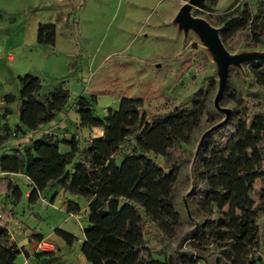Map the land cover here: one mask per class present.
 <instances>
[{
	"label": "rangeland",
	"instance_id": "obj_1",
	"mask_svg": "<svg viewBox=\"0 0 264 264\" xmlns=\"http://www.w3.org/2000/svg\"><path fill=\"white\" fill-rule=\"evenodd\" d=\"M185 1L0 0L2 52L7 51L15 60L19 57L16 73L37 77L42 92L63 81L62 87L68 90L63 112L80 96L92 99L93 114L99 118L105 116L106 111L115 106L116 99L122 96L141 99V110L147 121L174 109L190 108L192 102L201 106L198 125L192 130L188 142L174 144L164 157L151 156L166 171L171 165L178 164L172 204L179 215V224L173 228L172 236H164L145 223L143 235L151 258L158 261L170 259L172 264H180L176 251L191 249L188 236L201 221L188 200L199 146L224 124L234 123L242 111H246L248 120L256 114L264 118V88L253 82L248 69L251 63L264 59V28L258 44L253 43L247 28L222 43L229 63L223 90L216 97L220 66L215 52L197 32L191 28L183 29L175 20ZM243 5L253 16L264 14L263 0H203L191 7L188 15L204 20L219 36L222 25L217 23V17L239 10ZM38 23L55 25L53 48L35 44ZM8 36L11 42L3 48ZM21 42L24 54L19 56L20 52L12 50L10 45ZM10 70L9 63L3 61L0 66V98L5 93L18 98V84L14 79L16 88L12 86ZM42 92L37 95L40 101L45 96ZM232 95L238 103L230 100ZM74 109L73 105L70 118H74ZM72 122V128L63 129L66 135L61 138H73L79 147L87 144L90 133L79 131L77 123ZM8 123H12L11 115ZM3 134L1 130L2 146L8 142L1 144L7 138ZM134 134L127 138L120 154L130 150ZM260 147L264 155V132ZM59 151H63L62 144ZM2 153L0 150V156ZM15 181L22 192L25 182L21 178ZM4 183L0 182V189ZM259 186L260 182L255 181L251 194L256 205ZM52 192L53 187L46 186L40 198L50 203ZM64 197L77 204V212L67 213L60 209L63 201L60 193L50 205L41 203L40 198L28 203L21 196L15 202L11 196L0 195V228L6 224L19 244L22 241L25 244L31 232L47 237L53 250L43 252L46 257L41 264H88L78 243L82 238L81 230L86 226L85 199L68 193ZM262 208L257 216L259 226L264 220V206ZM55 229L72 236L71 244L67 245ZM21 259L18 254L16 262ZM196 264L204 263L198 259Z\"/></svg>",
	"mask_w": 264,
	"mask_h": 264
},
{
	"label": "trees",
	"instance_id": "obj_2",
	"mask_svg": "<svg viewBox=\"0 0 264 264\" xmlns=\"http://www.w3.org/2000/svg\"><path fill=\"white\" fill-rule=\"evenodd\" d=\"M217 23L222 25L219 38L223 44L245 28L253 43L258 44L264 14L253 16L243 5L217 17ZM54 38L52 23L37 24V45L52 47ZM248 69L253 82L264 88V59L251 63ZM16 80L19 107L17 124L12 129L18 134L50 123L66 104L68 92L61 83L40 101L37 77L25 74ZM91 100L76 98L75 113L80 126L100 128L99 137L80 147L73 138L30 139L20 151L13 149L11 155L0 156V172L24 174L31 186L28 203L38 199L52 182L66 193L85 199L86 226L81 230L79 250L88 264H172L170 259H152L143 235L145 223L164 236H172L179 224L172 204L178 164L166 171L151 156L164 157L174 144L188 142L202 108L192 102L190 108L174 109L147 121L141 110L143 101L122 96L116 107L99 119L93 114ZM230 100L238 103L233 95ZM12 101L13 96H3L4 103ZM3 131L8 137V128ZM263 132L262 115L248 120L246 111H242L234 123L224 124L199 146L188 200L201 221L188 236L191 249L176 251L180 264H196L198 259L204 264H264V220L260 226L257 220L264 206ZM132 133V147L120 154ZM59 144L67 146L68 151L60 152ZM257 180L260 186L256 205L251 194ZM3 181L0 191H9L18 201L20 190L7 178L0 179ZM66 211L77 212V204L67 201ZM7 238L4 224L0 242ZM30 238L41 240L38 234ZM72 240L70 235L64 237L67 245ZM21 252L23 249L13 243H0V264H16L15 258Z\"/></svg>",
	"mask_w": 264,
	"mask_h": 264
},
{
	"label": "crops",
	"instance_id": "obj_3",
	"mask_svg": "<svg viewBox=\"0 0 264 264\" xmlns=\"http://www.w3.org/2000/svg\"><path fill=\"white\" fill-rule=\"evenodd\" d=\"M47 8H49V7H47ZM54 31H55V25H54ZM34 40H35V38H34ZM4 41L5 42H4L3 48H5L6 46H8V44L11 42L9 36L8 37H5V40ZM54 41H55V38H54ZM22 44H23L22 42L21 43H18V44L12 43L10 45V48L12 50H15L17 53L20 52L21 54L19 53V56H22L24 54V52H23L24 51L23 50L24 49V46ZM38 46H41V45H38ZM53 46H54V44H53ZM53 46L51 48H53ZM18 59H19V57H18ZM18 59L15 60L10 53H7V51L3 53L2 52V49L0 48V66L2 65V62L3 61L9 63V66H10V69H11L10 72H9V74H10V79L12 80V86H14V88H16V85H15L14 81H16V83H17L16 78L19 76L18 73H16L17 68H15L16 66H19L20 65V61ZM61 82H63V81H61ZM53 86L54 85H52L47 91L42 92L41 91L42 85H41V82H40V90H39V92H42V93H45L46 94V93H48L51 90V88ZM67 92H68V90H67ZM7 94L13 96V101L11 103H8V104H6V103L3 102V96H5ZM80 97H82V96H80ZM117 102H118V98L116 99L115 106L113 108H111V109H114L116 107ZM0 103H1V107H0V109H1V113H0V131L3 130L4 128H8V129L14 128L15 125L17 124V112H18V107H19V100H18V98L15 97V95H12L11 93H5V94H3L1 96ZM73 105H74V103H73ZM73 105L70 108H68L67 110H65V112L62 111L63 108L60 111H58L56 113L54 119L50 123L45 124V125H39V126H37L33 130V132L26 139L12 140V139H9L7 137L6 140L3 141L1 144H3L4 142H7V141L8 142L5 143L4 146L0 145V148H1L0 150L3 151V153L1 155H4V154L5 155H11V151L13 149H16V150H19L20 151V149H21L22 146H26L28 144L27 143L28 140H30V139H33L34 140V139H38V138L43 137V135H41L43 131H49V133L51 134V136L53 135L55 137H59L60 139H62L61 137L66 135L65 133L63 134V132H62L63 129H65V128H72L71 127L72 125L70 124V121H73L72 123H77V125L79 127L78 128L79 131H82L83 133L84 132L90 133L91 138L88 139V141H90L91 139H94V138L99 137L101 135V129L100 128H93V127H90L89 128V127H85V126H80L78 124L77 115L75 113V110L76 109H74V113H73L74 118H70L69 114L72 111ZM12 106H13V109L11 108ZM10 115H11V118H12V123H8V120H9V116ZM95 117H97V116H95ZM97 118H99V117H97ZM101 118H99V119H101ZM54 139H57V138H54ZM59 145H58V148H59ZM6 146H8V147H6ZM66 151H68V148H67V146L63 145V151L62 152H66ZM6 178L8 180H10L12 186L17 187L18 189H19V185H18V183L15 180L18 179V178H21V180H23L25 182V185H26L25 189L22 192L20 191L21 197H24V198L27 199V196H28V193H29V191L31 189V186H30V183L28 182V180L26 179V177L24 176V174L22 172H19V173H16V174H8L7 175L5 173H1L0 172V179H6ZM47 186H52L53 187L52 196H51V199H50L49 202L51 203L54 200L55 196H57L60 193L61 194V197H62V200H63L62 203H61L60 209H62L65 212H67L66 211V203H67V201H71V200L66 199L64 197V195H66L67 193L60 187V185L57 182H52V183H50ZM4 194H6L8 196H11L9 194V191L8 192L7 191H0V195H4ZM40 195H41V193L38 195V198H40ZM40 199L41 200H44L43 198H40ZM15 202H17V201H15ZM71 202H73V201H71ZM50 203H49V205H50ZM85 205H86V202H85ZM55 231L58 232L59 230L55 229ZM7 234H8L7 240L5 242L4 241H1L0 243L6 244V245L7 244H10V243H13L17 248H22L23 251H24V252H21L20 253L21 256H22V259L20 260L19 263L16 262V258H15V263L16 264H41V262L44 263V261H45L44 258L46 256L44 255L43 252H46V251L37 250L36 249V244L39 241H41V240L46 241L49 244H51L50 241L47 239V237L42 236L40 233L31 232L30 235H29V237L26 239V243L23 244V241H22V243L19 244V243H17L15 241V238L10 233L9 229H7ZM32 234H38V235H40L41 236V240L36 241L35 239H31L30 236ZM58 235L63 240H64V237L66 236V235H63L60 231L58 232ZM80 241H81V239H78V243L79 244H80ZM51 246H52V244H51ZM52 250H53V246H52V249L51 250H48V251H52Z\"/></svg>",
	"mask_w": 264,
	"mask_h": 264
},
{
	"label": "water",
	"instance_id": "obj_4",
	"mask_svg": "<svg viewBox=\"0 0 264 264\" xmlns=\"http://www.w3.org/2000/svg\"><path fill=\"white\" fill-rule=\"evenodd\" d=\"M203 0H186L178 9L175 20L183 29L191 28L197 32L206 41L208 46L215 52L218 58V65L220 66L219 85L217 89L218 97L224 87L226 78V69L229 63L227 54L223 48V44L218 36L217 31L207 24L204 20L188 15V10L201 3Z\"/></svg>",
	"mask_w": 264,
	"mask_h": 264
},
{
	"label": "built area",
	"instance_id": "obj_5",
	"mask_svg": "<svg viewBox=\"0 0 264 264\" xmlns=\"http://www.w3.org/2000/svg\"><path fill=\"white\" fill-rule=\"evenodd\" d=\"M32 132H33V130L27 132L26 134H18L13 129H8V138L12 139V140L26 139ZM41 135L50 136V133H49V131H43ZM41 202L44 205H49V203L44 201V200H41ZM0 220H1V213H0ZM36 249L42 250V251H48V250L52 249V246L48 242L41 240L36 244Z\"/></svg>",
	"mask_w": 264,
	"mask_h": 264
},
{
	"label": "bare ground",
	"instance_id": "obj_6",
	"mask_svg": "<svg viewBox=\"0 0 264 264\" xmlns=\"http://www.w3.org/2000/svg\"><path fill=\"white\" fill-rule=\"evenodd\" d=\"M218 59V58H217Z\"/></svg>",
	"mask_w": 264,
	"mask_h": 264
}]
</instances>
